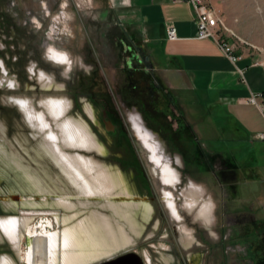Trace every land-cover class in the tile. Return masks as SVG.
Segmentation results:
<instances>
[{
    "label": "rangeland",
    "instance_id": "1",
    "mask_svg": "<svg viewBox=\"0 0 264 264\" xmlns=\"http://www.w3.org/2000/svg\"><path fill=\"white\" fill-rule=\"evenodd\" d=\"M212 5L217 11H221L218 14L225 28L218 30L217 39L227 36L239 44H248L251 46L249 48L256 56V60L264 66V0H212ZM0 19H4L3 25L0 26V87L3 88V84L10 87L9 84L12 85L15 81L17 84L20 83V87L16 92L0 90V105L5 103L8 96L22 99L15 100L20 104L23 102L25 109L21 107V110L27 114L25 115L27 122L22 123V119L15 110H0V147L4 150L2 152L0 150V247L4 249L2 251L10 254L13 249L16 252L19 264H28V232L23 230V237L17 240L18 236H21L20 231L22 229L18 231L13 227L14 230L9 231L11 237H13L11 238L2 226V222L5 223L9 219V223L15 217L17 219H33L30 226L34 230L41 224L45 225L46 223L48 225L51 222L52 229L61 232V234L67 230L71 231L80 241V246L75 249L77 255L84 253L87 254L86 256H92L96 255L95 252L98 250L108 252L107 254L102 253V257L86 264H98L104 260L112 259L122 251L134 247L136 243H138L139 248L138 254L144 260H147L145 241L138 238L134 240V245L132 244L134 233L138 235L142 231V226L131 220V211L139 207L136 205L125 206L127 203H122L116 199L120 193H127L128 189L125 186L123 177L118 175L119 166L110 160L116 150L105 144L102 145L95 136V130L91 123L94 120L92 116V99L86 100V98L81 97L80 101L82 103L74 108L70 106L69 111H64L62 114L57 106V101L58 103L66 102L71 105L70 88L68 87V93L60 92L62 85H72L70 83L74 75L83 76L95 65L101 78L104 79L107 100L117 108L116 110L121 115L134 150L139 154L141 163L150 179L156 183V179L152 175L157 173L165 184L164 179L169 177L165 174V171H170L176 178L174 185L176 184L177 173L170 167L165 156L162 155V145L155 135L146 129L145 121L142 120L139 114L133 113L126 106L124 108L120 106L119 99L112 88L117 68L126 65L130 58H140L136 47L140 48L141 44L127 26V18L124 15L122 16L121 9L116 6V2L113 0H0ZM54 55L57 59L60 57L63 64L62 61L58 64L53 62L50 57H54ZM41 58L49 67L53 68L56 64L62 67L64 76H67L66 80L58 79V82L55 83L49 74H45L46 72L38 68L36 69L34 62L36 59ZM14 59L19 61L15 62ZM155 74L159 76L156 83H161L166 90L155 91L152 102H150L151 99L145 91L139 92L141 95L140 100L148 106V110L152 114H156L166 124V128H176V123L180 121L168 99L167 95L170 94L167 90L168 85L161 72L155 71ZM15 75L18 76L17 80L14 79ZM45 77L48 80L43 82ZM49 80L51 81L48 85ZM39 82H43L41 86L43 90L41 92L34 91L35 85ZM52 83H55V87L51 89ZM45 84L48 85V88L45 87ZM181 94L185 96L187 101L196 104L195 114H191V118L203 119L204 123L216 125L218 132L221 134L220 140H207L202 134V129H200V124L202 125L203 122H199L197 125L200 128L197 126V133L200 139V141L198 140L200 147L203 148L201 142L207 149L215 148L216 150H227L228 152L233 150L240 160L245 161L244 163L248 161L251 168L259 169V179L242 182L239 191L241 197L248 201L258 195L261 196L259 204L261 206V223L263 224L264 234V141H259L256 137L255 140L257 141H232L229 136V127L232 121L228 120L227 124V119L223 118L227 115L226 112L228 113L225 108L218 105H214L217 108H212L213 97L205 96L200 92H196L197 96L195 98L188 91H182ZM119 106L121 109H119ZM217 115L222 118L216 117ZM37 119H40V121ZM73 120L76 121L75 124L81 122L85 126L87 125L90 129L89 132H91V139L89 140L100 143L105 152H99L96 148L88 151L69 147L66 144L68 137L64 126L68 121L73 122ZM136 126L150 134L149 140L147 139L150 148L139 137ZM163 144L165 152L174 155L181 167L182 163L179 161L180 157L176 153L174 145L167 142H163ZM55 146L63 154L71 153L84 156L87 161L89 160L88 162L92 158L96 165L93 162L91 165L89 164L90 167H96H91L96 171L102 169L103 172L107 171L105 173L114 176L113 179L118 177L117 187L119 189L115 186L114 190H105V194L99 193L96 196L85 194L80 187L72 183L60 164L55 162L54 157L51 155V148ZM207 149L204 150L207 152ZM210 154L216 155L215 153ZM251 158L253 160H250ZM18 165L27 174L34 176L37 185L50 193L49 195L52 197H66L68 203L60 204L61 206H54V204L53 206H47V204L45 205L40 201L36 202L38 205L33 206H22L21 203H15L14 198H18V195L29 198L35 195L33 194L35 191L32 184L20 172ZM94 173L92 174L94 175ZM85 178L91 180L90 176H85ZM90 182L94 184L92 180ZM166 185L172 186L170 184ZM100 186L96 187L100 188ZM130 186L132 188L130 189L135 191L134 186ZM101 189L103 188L101 187ZM195 194L194 189H190L185 190L182 196L195 203ZM89 196L92 198H87ZM205 210L206 207H202L199 213L204 218L206 215ZM148 211L147 206L142 207L144 218L147 216ZM121 213L127 214L128 220H125L124 215L122 214V216ZM57 219H60V223ZM105 222L109 223L111 229L105 227ZM130 222L135 223L137 232L132 229ZM123 230L126 232L127 237H131L129 239L130 245L119 250L116 249V251L112 248L110 250L109 244L111 247L114 239L111 238L112 234L120 239L122 243L121 234L124 233ZM16 231L17 235L15 234ZM15 237L16 239H14ZM39 244L43 247L44 240L42 238L39 239ZM4 258L12 259L17 264L8 255L0 258V264H10L3 262ZM35 259L38 263L44 261L40 256H36ZM59 264L63 263L59 262Z\"/></svg>",
    "mask_w": 264,
    "mask_h": 264
},
{
    "label": "flooded vegetation",
    "instance_id": "2",
    "mask_svg": "<svg viewBox=\"0 0 264 264\" xmlns=\"http://www.w3.org/2000/svg\"><path fill=\"white\" fill-rule=\"evenodd\" d=\"M3 23L4 19H0V26ZM136 50L140 58H130L126 65L117 68L112 88L120 106L139 114L145 121L146 129L162 145V155L177 173L175 185L164 184L156 172V175H152L156 183L150 179L139 154L134 150L121 115L107 100L104 79L95 65L83 76L74 75L72 85L63 84L60 90L68 93L70 88L71 108L82 103L81 97L92 99L94 120L91 123L95 136L102 145L116 150L110 160L119 166L118 175L123 177L128 189L129 195L116 199L139 207L131 211V220L141 225L142 231L138 235L134 233L132 244L138 238L145 241L147 260L138 254L136 243L134 247L103 262L136 256L141 264H264L261 196L249 201L241 197L239 188L242 182L248 180V176L242 170L235 171L225 156L210 154L199 146L195 129L185 122L183 111L170 94L167 95L168 99L180 121L173 129L166 128V124L141 102L139 92L145 91L152 102L155 91L166 89L161 83H156L159 76L152 70L142 50L137 47ZM34 67L49 74L55 83L58 79L66 80L64 69L57 64L49 67L41 58L35 60ZM15 76L17 80L18 76ZM45 78L43 82L48 80ZM54 84L51 89L55 87ZM48 85L45 84L47 88ZM2 86L0 90L16 92L20 83L15 81L13 87ZM41 86L39 82L33 90L41 92ZM13 99L17 98L8 96L5 103L0 105V110L13 109L22 123H26V114L21 111L20 104L13 103ZM163 142L174 145L181 167L174 155L165 152ZM130 185L134 186L135 191L131 190ZM190 189L196 192L193 205L191 200L182 196L185 190ZM143 206L149 208L145 218ZM202 207H206L205 218L199 215Z\"/></svg>",
    "mask_w": 264,
    "mask_h": 264
},
{
    "label": "crops",
    "instance_id": "3",
    "mask_svg": "<svg viewBox=\"0 0 264 264\" xmlns=\"http://www.w3.org/2000/svg\"><path fill=\"white\" fill-rule=\"evenodd\" d=\"M113 1L121 9L122 16L127 18V26L140 42V49L148 57L152 70L161 72L170 96L183 111L185 122L195 129L199 141V122H203L199 128L207 140H220L221 134L216 125L204 123L203 119L191 118L190 115L195 114L196 104L187 101L181 94L182 91L191 92L194 98L197 96L196 92L213 97L212 108H217V105L225 108L228 113L223 118L227 119V124L228 120L232 121L229 127L232 141H257L255 136L264 131V117L247 100L251 94L264 91V66L256 60L249 48L251 46L239 44L227 36L217 40L196 39V16L192 7L184 2ZM210 3L212 5V0ZM212 7L215 9L213 5ZM169 27L176 31L174 41L167 39L166 30ZM231 57L235 60L232 61ZM216 117L222 118L218 115ZM200 144L207 149L203 143ZM207 152L225 156L231 161V167L235 171L242 170L248 176V181L259 179V169L251 168L248 161L244 163L233 150L228 152L211 148ZM0 250V258L8 255L19 264L13 249L10 254L3 252L1 247Z\"/></svg>",
    "mask_w": 264,
    "mask_h": 264
},
{
    "label": "bare ground",
    "instance_id": "4",
    "mask_svg": "<svg viewBox=\"0 0 264 264\" xmlns=\"http://www.w3.org/2000/svg\"><path fill=\"white\" fill-rule=\"evenodd\" d=\"M60 55H62V53H60ZM50 58L54 62H56L57 64L61 63V61H62L60 59V57H59V59L55 58V55H54V57L51 56ZM0 64H1V62H0ZM62 64H63V61H62ZM50 81H48V82H50ZM9 85H10V87H13L14 84H12V85L9 84ZM12 101L15 104H18V105L20 104L15 99H13ZM21 103H22V104H20L21 107L24 108L23 102H21ZM57 106H58V108H59V110L61 111V114H62V113H64V111H69L71 105L69 103H66V102H59L58 103V101H57ZM51 111H52V109H51ZM57 114H58V109H57ZM32 115H33V113H32ZM92 116H93V113H92ZM37 118H39V117H37ZM37 120L40 121V119H37ZM75 122L76 121H74V120H73V122L72 121H68L65 124V126H64L65 130L67 131L66 133H67V137H68L67 141H66V144L69 147L74 148V149H81V150L91 151L92 149L96 148L97 151H99V152H103V151L105 152V150L102 148L100 143H98L96 141L89 140V139H91V132H89L90 129L88 128V126L87 125L85 126L81 122H80L81 124L79 122H78L79 124L78 123L75 124ZM42 123H43V121H42ZM43 128H44V125H43ZM39 129H41V128H39ZM136 130L138 131L139 137L150 148L149 142L147 141V139L149 140L150 134L148 132H146L145 130L143 131L138 126H136ZM41 131H42V129H41ZM92 137H93V135H92ZM53 139H54V137H53ZM94 139H96V138L94 137ZM54 141H56V140H54ZM46 143L48 144V142H46ZM0 150H1V152L4 151V150H2L1 147H0ZM51 155L54 157L55 162H57V164H60V167H62V169L64 170L65 174L70 178L72 183L74 185H76L77 187H80V189L87 195H92V196L95 195L96 196V194H99V193H104L105 194V190H112V189L114 190L115 186L117 187V185H118L117 184V179H119L118 177L113 179L114 176L110 175L109 173L108 174L105 173L107 171L103 172L102 171L103 169L101 171H98V170L96 171L94 169L96 167H94V166H91V167H94V168L90 167L91 163L94 162V161H92V158H91V161L88 162L89 160L87 161L84 158V156L82 157L80 155L71 154V153L63 154V153H61L59 151V148L57 146L51 148ZM156 163H157V161H156ZM94 164L96 165L95 162H94ZM99 167L101 168V166H99ZM18 169L20 170V172L22 174H24V177L28 180V182H30L32 184V187H33V189L35 191L33 194H35V195H33L31 198L18 195V198H14V201H16L15 203H17V204L21 203L22 206H27V205L33 206V205L37 204L36 203L37 201H40L41 203H43L45 205L47 204V206H53V204L55 206V205H60V204L62 205L64 203L65 204L68 203V198H66V197H64V198L52 197L51 195H49L50 193H47L44 189H42L39 185H37L38 183H36V180L34 179L35 178L34 176H33L34 177L33 178L32 176L27 174L25 172V170L23 168H21L19 165H18ZM92 173H94V175ZM165 174H167L169 176L168 178L165 177L166 178V179H164L165 184L174 185V183L176 181L175 180L176 178L173 176V174H171L170 171H165ZM85 176H90V178H91L92 182H94V184L90 182L91 180L90 181L86 180ZM95 184H97L96 186L101 185L100 188L102 187L103 189L100 190V188L96 187ZM107 188H109V189H107ZM117 189H119V188L117 187ZM126 192H128V190ZM80 193H82V192L80 191ZM113 193H115V192H113ZM109 194H110V192H109ZM125 195L127 196L129 194L128 193H125V194L124 193H120L117 198L120 199V198H122V196H125ZM90 197L91 196H89L87 198H90ZM167 200H169V198H167ZM192 204H194V203H192ZM127 205L129 206V205H132V204H126L125 206H127ZM66 207L68 208V206H66ZM69 208H71V206H69ZM118 208H119V206H118ZM113 209H114V207H113ZM119 210H122V209H119ZM122 214L123 213H121V215ZM124 219L128 220L127 214L124 215ZM8 220L5 221V223L2 222V226H3L4 230H5V232L9 233V234H7L8 236L11 237V234H10L9 231L14 230L15 228L18 229V231H20V229H22V231H20L21 236L20 237L18 236L17 240H19L20 238L23 237V232L24 231L28 232V235H27L28 244H29V252H28V257H27V263L28 264H59V262H61L63 264H86V263H88V262H90L92 260L94 261V260H97L98 258L102 257V253H105V254L108 253L107 251H104V250L103 251L101 250V252L98 250L97 252H95L97 254L96 255H92V256H89V255L86 256L87 254H84V253H81V254L77 255L75 253V251H76L75 249L80 246L79 245L80 241L76 238L74 233H71V231L67 230V231H64L61 234V232L55 231L54 229H52V223L51 222H49V223L47 222L48 225H46V223H45V225L41 224V226L37 227V229L35 228L36 230H34L30 226L31 221L33 220L31 218L17 219V218L14 217V219H11V221H9V223H8ZM57 220L60 223V219H57ZM109 226H110L109 223L105 222V227L111 229V227H109ZM130 226L132 227V229L134 231L137 232L134 222H130ZM13 227H14V229H12ZM39 230H41V232H39ZM123 232H124V230H123ZM16 233H17V231L15 232V234ZM121 235H122L121 238H122V241H123L122 243H121L120 239H118L116 236H114L112 234L111 238L112 239L114 238V239H113V243L111 244V247H110V244H109L110 250H112V249L114 250L115 249L114 251H116V249L119 250V249L123 248L124 246L126 247L127 245H130L129 244V239L131 237L130 238L127 237L126 232H124ZM11 238H13V237H11ZM40 238H42L44 240L43 247H41L40 244H39V239ZM14 239H16V237ZM18 249H19V247H18ZM109 252H111V251H109ZM36 256H40L44 261L41 262V263H38L36 261V259H35ZM4 262L5 263H10V264H15V262L12 259H9V258H4Z\"/></svg>",
    "mask_w": 264,
    "mask_h": 264
},
{
    "label": "built area",
    "instance_id": "5",
    "mask_svg": "<svg viewBox=\"0 0 264 264\" xmlns=\"http://www.w3.org/2000/svg\"><path fill=\"white\" fill-rule=\"evenodd\" d=\"M173 2H184L192 7L196 16V39L217 40L218 30L225 29L223 21L212 7L209 0H173ZM166 36L169 41L176 40L175 29L173 27L167 28ZM231 60L234 61L235 58L231 57ZM247 103L256 106L264 116V91L257 94H251ZM255 137L259 141H264V131L258 133Z\"/></svg>",
    "mask_w": 264,
    "mask_h": 264
},
{
    "label": "water",
    "instance_id": "6",
    "mask_svg": "<svg viewBox=\"0 0 264 264\" xmlns=\"http://www.w3.org/2000/svg\"><path fill=\"white\" fill-rule=\"evenodd\" d=\"M145 59L148 61V57H145ZM98 264H141V261L136 256H129V257H122L119 259H114Z\"/></svg>",
    "mask_w": 264,
    "mask_h": 264
}]
</instances>
